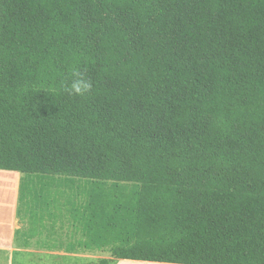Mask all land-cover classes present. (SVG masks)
<instances>
[{"label":"trees","instance_id":"trees-1","mask_svg":"<svg viewBox=\"0 0 264 264\" xmlns=\"http://www.w3.org/2000/svg\"><path fill=\"white\" fill-rule=\"evenodd\" d=\"M0 170L60 264H264V0H0Z\"/></svg>","mask_w":264,"mask_h":264},{"label":"crops","instance_id":"crops-1","mask_svg":"<svg viewBox=\"0 0 264 264\" xmlns=\"http://www.w3.org/2000/svg\"><path fill=\"white\" fill-rule=\"evenodd\" d=\"M0 174L4 176L2 178H8L11 180V196H12V210L10 213L11 222L6 227V230L0 231V257L5 258L4 264H15V260H27L30 259V253H53L54 247L41 246L43 244H55L58 243L55 239L61 237V226L54 225L53 222H48L46 224H39L37 226V231L35 233L25 232L26 226L19 223V217L17 216V206H18V187L21 174L19 172H11L0 170ZM70 233L68 234L67 243L72 242L77 237L75 228L71 225L68 226ZM1 230V229H0ZM22 230L17 236L16 232ZM72 230L74 231L72 235ZM31 243H35L38 246L36 248H31ZM73 255V254H68ZM3 264V262H0ZM116 264H163V263H150V262H135L130 260H121Z\"/></svg>","mask_w":264,"mask_h":264},{"label":"rangeland","instance_id":"rangeland-1","mask_svg":"<svg viewBox=\"0 0 264 264\" xmlns=\"http://www.w3.org/2000/svg\"><path fill=\"white\" fill-rule=\"evenodd\" d=\"M4 176L3 174H0V231L2 230H6V227L10 224L11 222V218H10V213L12 210V196H11V185L12 182L10 179H6V178H2L1 177ZM53 186V185H52ZM49 192L52 193H60L61 195H63L62 198H58V202H64L65 201V197L66 194L68 192H70L69 189L67 188H63V187H58V186H53L51 189H49ZM27 196L24 197L21 206H20V212H21V219H19V223H22L24 226H26L27 230L30 225L27 222L28 221V214L27 213ZM49 221L47 219H45L42 224H46ZM56 225H60L61 226V233L62 236L61 237H57L55 240L58 243L55 244H43L41 246H47L50 245V247H54L55 251H52L53 253L49 254V253H30V259L27 260H15L14 263L15 264H60V259L62 257H83L84 259L90 260V261H95L98 258H105V257H109V253L107 250L102 249V250H98L95 251L93 253H83L80 255H68L67 253H65L64 251V247L67 244L66 241H68V234L70 233L69 231V220H67V217L65 218H60V220L58 222L55 223ZM39 225V223L37 224ZM72 235L74 233V231L72 230ZM78 237V234H77ZM74 240V238H72V241ZM31 248H36L38 245L37 244H33L31 243ZM0 262H5V258L0 257Z\"/></svg>","mask_w":264,"mask_h":264}]
</instances>
